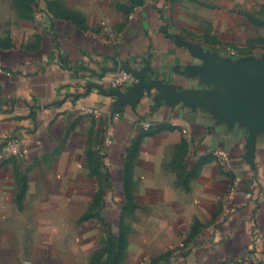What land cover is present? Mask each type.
<instances>
[{"label":"crops","instance_id":"0c3cea01","mask_svg":"<svg viewBox=\"0 0 264 264\" xmlns=\"http://www.w3.org/2000/svg\"><path fill=\"white\" fill-rule=\"evenodd\" d=\"M41 2L0 20V264H264V95L217 77L264 91V0Z\"/></svg>","mask_w":264,"mask_h":264},{"label":"built area","instance_id":"2783aa9c","mask_svg":"<svg viewBox=\"0 0 264 264\" xmlns=\"http://www.w3.org/2000/svg\"><path fill=\"white\" fill-rule=\"evenodd\" d=\"M133 70V68H131ZM138 78L132 73L131 70H126L123 67H119L112 75L111 83L116 87H131L138 83ZM88 113L93 114L94 111L90 109L86 110ZM149 125H145L144 129H148ZM215 155L223 157L221 152L215 151ZM22 156L21 144L17 140H8L0 147V162H5L12 158H18ZM257 235L253 236L255 242Z\"/></svg>","mask_w":264,"mask_h":264},{"label":"rangeland","instance_id":"374dc122","mask_svg":"<svg viewBox=\"0 0 264 264\" xmlns=\"http://www.w3.org/2000/svg\"><path fill=\"white\" fill-rule=\"evenodd\" d=\"M42 0H0V20L6 21L12 15L14 10H23L27 9L31 6L37 7V3L40 4ZM117 1H126V0H117ZM41 11V10H39ZM40 264H52L48 259L45 257L41 259Z\"/></svg>","mask_w":264,"mask_h":264},{"label":"water","instance_id":"95a60500","mask_svg":"<svg viewBox=\"0 0 264 264\" xmlns=\"http://www.w3.org/2000/svg\"><path fill=\"white\" fill-rule=\"evenodd\" d=\"M123 68L126 69V70H131L132 73L135 75V77L138 78V80H139L138 83L135 84V85H133L132 87L140 86V85L142 84V77H141L140 75H138L134 69L132 70V69H130V68H128V67H124V66H123ZM220 76H221V77H220ZM220 76H217L218 79H221V80L223 79V80L226 82V84H229L230 82H232V81H234V80H241V81H243L244 83H246V85H247V87H248V89H249V92L254 93V94H257V95H264V91H262V92L256 91V90L252 87V85H251L250 83H248V81H247L246 79H244V78H242V77H240V76H231V77H228V78H225V77L222 76V75H220Z\"/></svg>","mask_w":264,"mask_h":264}]
</instances>
